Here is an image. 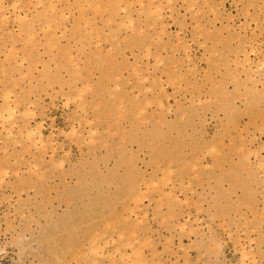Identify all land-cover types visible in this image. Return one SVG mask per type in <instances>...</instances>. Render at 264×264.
<instances>
[{"label":"rangeland","instance_id":"obj_1","mask_svg":"<svg viewBox=\"0 0 264 264\" xmlns=\"http://www.w3.org/2000/svg\"><path fill=\"white\" fill-rule=\"evenodd\" d=\"M0 1V23L6 24H0V264H79L80 242L86 247V240L75 237L79 246L55 252L63 236L59 226L76 209H86L88 232L106 236L101 251L114 254L118 234L108 220L99 223L88 213L104 199L111 208L102 218H128L135 226L129 236L137 239L138 248L145 246L140 253L150 264H264V169L256 168L259 160L264 162V129L258 126V109L253 121L244 111L243 89L234 91V83L223 78L234 49H262L255 56L247 53L255 63L264 55V0ZM128 16L133 29L142 27L137 30L145 38L141 48L126 43L133 38ZM46 20L53 22L44 28L47 33L40 30ZM220 77L230 95L229 115L211 100ZM259 84L252 94L263 93L264 80ZM97 85L102 89L93 96ZM155 98L164 106L161 115ZM144 102L145 111L138 112ZM13 106L12 118L5 119ZM130 107L137 112L128 116ZM259 110H264V94ZM176 120L188 122L180 145V165L188 167L178 184L168 180L172 171L165 174L163 166L149 163L142 137L154 125L175 140L176 130L165 124ZM26 126L39 128L40 140L26 137ZM228 171L230 178L222 176ZM114 194L118 198L113 200ZM71 221L82 223L75 217Z\"/></svg>","mask_w":264,"mask_h":264},{"label":"bare ground","instance_id":"obj_2","mask_svg":"<svg viewBox=\"0 0 264 264\" xmlns=\"http://www.w3.org/2000/svg\"><path fill=\"white\" fill-rule=\"evenodd\" d=\"M37 1V0H36ZM91 1V0H90ZM103 1V0H102ZM102 1H100V2H102ZM135 1V0H134ZM134 1H132V2H134ZM142 0H140V2H139V4H141L142 2H141ZM166 1V0H165ZM184 1V0H183ZM1 2V1H0ZM38 2V1H37ZM119 2V1H118ZM137 2V1H136ZM2 3V2H1ZM19 3V2H18ZM17 3V4H18ZM34 3H36V2H34ZM104 3V2H103ZM129 3V2H128ZM128 3H126V4H128ZM150 3L151 2H149V5H150ZM160 3V2H159ZM189 3V2H188ZM193 3V2H192ZM251 3V2H250ZM249 3V4H250ZM38 4V3H37ZM84 4V3H83ZM91 4H92V2H91ZM104 4H106V3H104ZM113 4H115V3H113ZM118 4H120V3H118ZM117 4V5H118ZM130 4V3H129ZM14 5H15V3H14ZM39 5V4H38ZM98 4H95V5H93V8H95L94 6H97ZM101 5H102V3H101ZM142 5H143V3H142ZM157 5V4H156ZM251 5V4H250ZM105 6H107V4L105 5ZM151 6H153V5H151ZM89 7V6H88ZM98 7V6H97ZM150 7V6H149ZM162 6H158L156 9L159 11V9L161 8ZM15 8V7H14ZM24 8V7H23ZM50 8V7H49ZM190 8V7H189ZM257 8H259V7H257ZM11 9H12V7H11ZM26 9V8H25ZM54 9V8H53ZM96 9H98V8H96ZM104 9H105V7H104ZM104 9H102V11L104 10ZM108 9V8H107ZM106 9V10H107ZM132 9V8H131ZM155 8H153V10H154ZM162 9V8H161ZM198 9V8H197ZM2 10V9H1ZM0 10V11H1ZM32 10V9H31ZM46 10V9H45ZM118 10V9H117ZM123 10H125V9H123ZM149 10H150V8H149ZM152 10V11H153ZM157 10H154V11H157ZM114 11V10H113ZM131 11V10H130ZM140 11V10H139ZM144 11V10H143ZM151 11V10H150ZM149 11V12H150ZM261 11V10H260ZM59 13H60V11H58ZM104 12H106V11H104ZM107 12H108V10H107ZM140 12H142V9H141V11ZM139 12V13H140ZM197 12H199V11H197ZM247 12V11H246ZM17 14H18V12H16ZM15 13V14H16ZM91 13H93V12H91ZM130 13V12H129ZM157 13V12H156ZM159 13V12H158ZM5 14V13H4ZM37 14V13H36ZM112 14H114V12H112ZM212 14V13H211ZM245 14V13H244ZM8 15V14H7ZM23 15V14H22ZM81 15H82V13H81ZM242 15V14H241ZM126 16H127V14H126ZM214 16V15H213ZM7 17V16H6ZM6 17H4L3 16V18L2 19H4V18H6ZM17 17H20L19 15H17L16 16V18ZM38 17H39V15H38ZM90 17V16H89ZM156 17H160V15H158L157 16V14H156ZM156 17L154 18L155 20H156ZM15 18V19H16ZM22 18H24V16L22 17ZM66 18H67V15H66ZM81 18V17H80ZM85 18V17H84ZM142 18V17H141ZM254 18V17H253ZM17 19H19V18H17ZM82 19V18H81ZM105 19H107V18H105ZM126 19V22L128 23V24H130V27H131V29H133V24H132V22H133V19H132V21H130V17L128 16V17H126L125 18ZM124 19V20H125ZM21 20V19H20ZM19 20V21H20ZM56 20V18L54 19V21ZM83 20V19H82ZM86 20V19H85ZM84 20V21H85ZM88 20V19H87ZM256 20V19H255ZM50 21V20H49ZM52 21V20H51ZM56 21H58V20H56ZM55 21V22H56ZM92 21H94V20H92ZM96 21V20H95ZM106 21V20H105ZM107 21H109V20H107ZM106 21V22H107ZM153 21V20H152ZM157 21H158V19H157ZM87 22V21H86ZM156 22V21H155ZM255 22V21H254ZM1 23H4V22H1ZM0 23V24H1ZM53 23V22H52ZM52 23H50L51 25H53ZM116 23V22H115ZM117 23H118V21H117ZM121 24H123V22H120ZM142 23V22H141ZM152 23H154V21L152 22ZM157 23V22H156ZM159 23L162 25V21L159 19ZM5 24V23H4ZM22 24V23H21ZM45 26H42L41 28H40V30H43V31H45L46 33H47V29H46V27H48V24L49 23H47V20H46V22H45ZM50 24H49V26H50ZM84 24H85V22H84ZM143 24V23H142ZM6 25V24H5ZM88 25H89V21H88ZM160 25V26H161ZM85 26V25H84ZM86 26H87V24H86ZM57 27H59V26H57ZM87 27H89V26H87ZM127 27V26H126ZM128 27H129V25H128ZM162 27V29H163V26H161ZM200 27V26H199ZM198 27V28H199ZM44 28L46 29V30H44ZM48 28H50V27H48ZM52 28V27H51ZM74 28V32L75 33H79L81 30L80 29H78V26L76 25V26H74L73 27ZM91 28V27H90ZM89 28V29H90ZM229 28V27H228ZM85 29V28H84ZM87 29V28H86ZM92 29V28H91ZM95 29H97V28H95ZM140 29V28H139ZM138 28H134L133 29V38L132 39H130V40H128L126 43L128 44V45H130V46H134V47H136V48H141L142 46H144V37H142L141 36V34H140V31L142 30V27H141V29H140V31H137V30H139ZM242 30H243V27H242ZM91 31V30H90ZM132 31V30H131ZM131 31H130V29H129V34L131 33ZM160 31H162L161 29H160ZM164 31H166V30H164ZM126 32H127V30H126ZM3 33V32H2ZM23 33V32H22ZM131 33V34H132ZM143 33V32H142ZM160 33H162V32H160ZM164 33V32H163ZM253 33V32H252ZM20 34V33H19ZM18 34V35H19ZM83 34H84V32H83ZM86 34H88V31L86 32ZM130 34V35H131ZM204 34H206V33H204ZM32 35V34H31ZM35 35V34H34ZM33 35V36H34ZM45 35V34H44ZM78 35V34H77ZM2 36V35H1ZM89 36V35H88ZM97 36V35H96ZM158 36V35H157ZM207 36V35H206ZM60 37V36H59ZM98 37H99V35H98ZM97 37V38H98ZM154 37H156V36H154ZM215 37V36H214ZM223 37V36H222ZM246 37V36H245ZM115 38V37H114ZM124 38V37H123ZM180 38V37H179ZM209 38V37H208ZM247 38V37H246ZM95 39V38H94ZM100 39V38H99ZM104 39V38H103ZM126 39V38H125ZM124 39V40H125ZM159 39H160V37H159ZM252 39V38H251ZM156 40V39H155ZM236 40V39H235ZM246 40V39H245ZM47 41H49V43H50V40H47ZM157 41H158V39H157ZM218 41V40H217ZM31 42V41H30ZM29 42V43H30ZM153 42V41H152ZM219 42V41H218ZM226 42V41H225ZM233 42V41H232ZM238 42V41H237ZM253 42V41H252ZM25 43V42H24ZM119 43V42H118ZM40 44V43H39ZM38 44V45H39ZM176 44V43H175ZM203 44V43H202ZM212 44V43H211ZM229 44V43H228ZM244 44V43H243ZM257 44V43H256ZM36 45V44H35ZM240 45V44H239ZM37 46V45H36ZM49 47H50V45H48ZM148 46V45H147ZM235 46V45H234ZM233 46V47H234ZM252 46V45H251ZM53 47H55V46H53ZM58 47V46H57ZM184 47V46H183ZM210 47V46H209ZM213 47V46H212ZM209 48V50L210 49H213V48ZM67 48V47H66ZM129 48H131V47H128V49ZM249 48H250V46H249ZM254 48V47H253ZM146 49V48H145ZM170 49V48H169ZM183 49V48H182ZM185 49V48H184ZM232 49H234V48H232ZM237 50H235L234 49V51L233 52H231L232 53V60H231V68H228L227 66H225V72H224V77L223 78H228V79H230V81L231 82H233L234 83V85H235V87H234V91H238L239 90V88H241V89H243V97H244V99H245V103H244V111L245 112H248L249 113V119H250V121L252 120L253 121V119H255V117L256 116H254V118H253V110H254V108L255 109H258V121H259V123H258V126L260 127V128H262V129H264V110H259V103L262 101V99H263V94H264V91H263V93L261 92V94H252V93H254V92H256V89H257V85L259 84V83H261V82H263V80L261 81V79H262V77H264V60L262 59L263 57H264V55H262V58H261V55H257L259 58L257 59V63H255V62H251V60H250V58H249V55L248 54H250L249 52H251V55H253V56H255V53H257V51H259V49L258 50H256L255 48V50H256V52H255V50H252L251 48L249 49V51L247 52L245 49H243V48H236ZM146 50H148V49H146ZM186 50L187 49H185V51L184 52H186ZM208 50V51H209ZM231 50V49H230ZM260 50H262V49H260ZM14 51H16V50H14ZM32 51H34V50H32ZM100 51V50H99ZM149 51V50H148ZM222 51V50H221ZM263 51V50H262ZM109 52H110V50H109ZM108 52V53H109ZM144 52H146V51H144ZM214 52V51H213ZM252 52H254V53H252ZM188 53V52H187ZM209 53H210V51H209ZM224 53H225V51H224ZM248 53V54H247ZM260 53H261V51H260ZM107 54V53H106ZM110 54V53H109ZM113 54V53H112ZM115 54V53H114ZM131 54V53H130ZM129 54V55H130ZM145 54H147V53H145ZM150 54V53H149ZM226 54V53H225ZM148 55V54H147ZM213 55V54H212ZM214 55H215V52H214ZM224 55V54H223ZM221 56V55H220ZM225 56V55H224ZM224 56H222V58L224 57ZM89 57V56H88ZM156 57H157V55H156ZM187 55H185L184 54V59L186 60L187 58ZM50 58H53V57H50ZM49 58V59H50ZM64 58V57H63ZM94 58V57H93ZM145 58V57H144ZM217 58H219L218 56H217ZM227 57H225V59H226ZM206 60H207V58H205ZM23 60V59H22ZM205 60V61H206ZM89 61V60H88ZM121 61V60H120ZM187 61V60H186ZM188 61H189V58H188ZM216 62H217V60H215ZM221 61H223V63L225 64V62H224V59H222ZM226 61V60H225ZM75 62V61H74ZM95 62V61H94ZM106 62V61H105ZM72 63V62H71ZM215 63V62H214ZM40 64V63H39ZM86 64H88V63H86ZM187 64H188V62H187ZM5 65H7V64H5ZM37 65V64H36ZM229 65H230V63H229ZM54 66V65H53ZM55 67V66H54ZM3 68H5V67H3ZM59 68V67H58ZM90 68H91V66H90ZM105 68V67H104ZM168 68V67H167ZM191 69H192V66L190 67ZM193 68H194V66H193ZM44 69V68H43ZM45 70V69H44ZM188 70V69H187ZM195 70V69H194ZM90 71V70H89ZM110 71V70H109ZM4 72V71H3ZM31 72V71H30ZM45 72H46V70H45ZM54 72V71H53ZM75 72H77V71H75ZM173 72V71H172ZM191 72V71H190ZM107 73H108V71H107ZM139 73V72H138ZM163 73H165V71H163ZM210 73V72H209ZM3 74V73H2ZM78 74V73H77ZM166 75H168L167 73H165ZM241 74H243L244 75V80H243V78H242V80H241V77H240V75ZM137 75V74H136ZM208 75V74H207ZM79 76V75H78ZM168 76H170V75H168ZM193 76V75H192ZM24 77V76H23ZM146 77V76H145ZM180 77H182V76H180ZM147 78V77H146ZM177 78V77H176ZM183 78V77H182ZM181 78V79H182ZM221 78V77H220ZM258 78V79H257ZM127 80H128V78H127ZM169 80V79H168ZM174 80V79H173ZM46 81V80H45ZM218 82H217V84H215V88H213V89H209L210 91H211V93H212V99L211 100H213L212 102H213V104H214V108L216 109V110H220V111H222V112H224V113H228V115H229V113H231V112H233V110H232V108L230 107V105L228 104V102H227V100H228V98L230 97V95L229 94H227L226 93V91H225V88H224V86L222 85L223 83L221 82L222 81V78L221 79H218L217 80ZM261 81V82H260ZM51 82V81H50ZM154 82V81H153ZM174 82V81H173ZM172 82V83H173ZM169 83H170V81H169ZM154 84V83H153ZM168 84V83H167ZM17 85V84H16ZM89 85V84H88ZM171 85V84H170ZM173 85V84H172ZM212 85V84H211ZM87 86V85H86ZM90 87H91V85H89ZM88 86V87H89ZM135 86V85H134ZM259 86H260V84H259ZM261 86H262V88H261ZM260 86V88H258V89H263V84ZM82 87V86H81ZM92 88V87H91ZM160 88V87H159ZM178 88V87H177ZM210 88H211V86H210ZM81 89V88H80ZM90 89V88H89ZM101 89H102V87H101V85H97V86H94V91L92 92L93 93V96H95L96 95V91H101ZM179 89V88H178ZM58 90H59V88H58ZM61 90V89H60ZM91 90V89H90ZM139 90V89H138ZM138 90H136V92L138 91ZM212 90H213V92H212ZM87 91H89V90H87ZM177 91V90H176ZM84 93V92H83ZM82 93V94H83ZM235 93V92H234ZM241 94V93H240ZM251 94V95H250ZM1 95H2V93H1ZM161 95H162V93H161ZM165 95V94H164ZM191 95V94H190ZM7 95H5V97H6ZM136 96V95H135ZM134 96V97H135ZM63 97V96H62ZM137 97V96H136ZM13 99V98H12ZM68 99V98H67ZM77 99V98H76ZM156 100L154 101V104L156 105V106H158L160 109H159V111H160V115H161V112L163 111V108L162 107H164V106H162V101L161 100H159L158 98H155ZM191 99V98H190ZM6 100H8V96H7V98H5V101ZM10 100V99H9ZM208 100V99H207ZM7 102V101H6ZM38 102V101H37ZM69 102V101H68ZM82 102V101H81ZM211 102V101H210ZM8 103V102H7ZM97 103H98V101H97ZM121 103H122V101H121ZM196 103V102H195ZM34 104V103H33ZM85 104V103H84ZM139 104V103H138ZM0 105H2V103L0 104ZM7 105V104H6ZM9 105H10V103H9ZM78 105V104H77ZM83 104H81V106H82ZM145 105H147V103L146 102H144V104L143 105H139L137 108V111L139 112V110H143V112L145 111L144 110V107H145ZM149 105L151 106L152 104L151 103H149ZM148 105V106H149ZM200 105V104H199ZM3 106V105H2ZM15 106H16V104H15ZM80 106V107H81ZM8 107H10V106H8ZM37 107H39V106H37ZM67 107V106H66ZM132 107V106H131ZM131 107H130V109H129V111L127 112L128 113V116H130L131 115V112H132V110H131ZM15 108H17V107H15ZM14 108V106L12 107V108H9L7 111H5V112H7V113H5L6 115H8L7 117H5L4 115V117H5V119L6 118H12V116H11V113L13 114V112H11L10 110L11 109H15ZM83 108H84V106H83ZM168 109V108H167ZM165 110V109H164ZM169 110V109H168ZM2 111V110H1ZM10 111V112H9ZM14 111H16V110H14ZM136 111V109H135V111L134 112H137ZM8 112L10 113V114H8ZM121 112V111H120ZM134 112H132V115L134 114ZM142 112V113H143ZM2 114V112L0 113V115ZM18 114V113H17ZM20 114V113H19ZM22 115V114H21ZM25 115V114H24ZM23 115V116H24ZM124 116V115H123ZM182 116V115H181ZM4 117H2V119L4 118ZM10 118V119H11ZM182 118V117H181ZM138 119V118H137ZM4 120V119H3ZM143 120H145V118H143ZM158 122H163V117L162 116H159L158 115V117H157V119H156ZM183 119H181V121H182ZM11 121H13V120H11ZM137 121V120H136ZM156 121V122H157ZM181 121H179V120H176L175 122H172V123H167V124H165V127L167 128V129H174V130H176L175 132H176V135H177V137H176V139L175 140H170L169 138H168V135L166 134L167 132L166 131H163V130H161L159 127H157V126H154V125H152L151 126V129L149 130V131H146V132H143L142 133V137H145L146 138V141H147V153H148V161H149V163L152 165V166H154L155 168H160L161 166H163V169L161 170V171H163V170H166V173L165 174H167L168 172H170V171H172V173H174L173 175H172V179H169V177H168V180H170L169 182H173L174 184L175 183H179V181L181 180V177H182V175H183V173L184 172H186L187 171V168L186 167H188V165L186 166V164H185V166H182V165H180L181 163H182V157H181V154H180V145L182 144L181 143V138H182V134H183V132H184V127H186L187 125H188V122L186 121V122H181ZM144 122V121H143ZM200 122H202V121H200ZM11 123V122H10ZM144 123H146V122H144ZM12 124V123H11ZM162 124V123H161ZM1 126H3V125H1ZM15 126V125H14ZM39 126V125H38ZM247 126H248V124H247ZM133 127H134V125H133ZM249 127V126H248ZM9 128H11V127H9ZM22 128V127H21ZM37 128V127H36ZM135 128V127H134ZM23 129L24 130H26L27 129V126L26 127H23ZM34 130L32 131L31 129L30 130H26V132H24L25 134L24 135H26V137H32V138H35V137H38V135L40 136V134H38V129H35V128H33ZM219 129H220V127H219ZM7 130V132H8V128L6 129ZM36 130V131H35ZM260 130V129H259ZM35 131V132H34ZM122 132V131H121ZM5 134H6V131H5ZM22 134V133H21ZM34 134H35V136H34ZM124 134V133H123ZM7 135H9V136H11L12 135V131L11 132H9ZM187 134H185V136H186ZM240 135V134H239ZM14 136V135H13ZM202 136V135H201ZM142 137H141V139H142ZM231 137V136H230ZM243 137V136H242ZM39 139L38 140H40V137H38ZM123 138V137H122ZM125 138V137H124ZM200 138V137H199ZM232 138V137H231ZM131 139H133V140H136V138L135 137H131ZM186 140V139H185ZM212 140V139H211ZM124 141V140H123ZM165 141H167L168 142V145H166L164 142ZM231 141V140H230ZM38 142V141H37ZM95 142V141H94ZM195 142V141H194ZM193 142V143H194ZM41 142L39 141V144H40ZM197 143V142H196ZM221 144H222V142H220ZM229 143V142H228ZM240 144V143H239ZM244 144V143H243ZM242 144V145H243ZM241 145V144H240ZM238 146V147H240V149H241V146ZM224 145H222V147H223ZM244 146V145H243ZM242 146V147H243ZM104 147H105V145H104ZM192 146H190L189 148H191ZM212 148H213V146H212ZM232 148V147H231ZM244 148V147H243ZM129 149V148H128ZM238 149V148H237ZM237 149H236V151H237ZM232 150V149H231ZM242 150V149H241ZM4 151V150H3ZM240 151V150H239ZM251 151V150H250ZM249 151V152H250ZM217 153V152H216ZM212 154V153H211ZM241 154H242V152H241ZM204 155V154H203ZM214 155V154H213ZM221 155V154H220ZM217 156V155H216ZM244 157V156H243ZM219 158H221V157H219ZM242 158V157H241ZM196 160H198V159H195V161ZM199 161V160H198ZM262 160H259V162L257 163L258 165L256 166V168H259V169H264V162L262 163L261 162ZM264 161V160H263ZM228 162V161H227ZM237 162V161H236ZM59 163V162H58ZM188 163V162H187ZM235 164V163H234ZM194 167H195V165H193ZM210 166V165H209ZM214 167V166H213ZM248 167V168H247ZM217 168H219V165H218V167ZM240 168V167H239ZM245 168H247L248 170L250 169V167L249 166H246ZM99 171V170H98ZM233 172V171H232ZM119 174V173H118ZM169 174V173H168ZM262 174H264V173H262ZM164 175V174H163ZM192 175H194V173L192 174ZM231 175H232V173H231V171H228L227 173H225V174H223L222 176H227L228 178H230L231 177ZM137 176V175H136ZM149 176H151V174L149 175ZM164 176H167V175H164ZM164 176H162V177H164ZM263 176V175H262ZM112 178H114L115 176H111ZM184 177H185V175H184ZM187 177V176H186ZM196 176H194V178H195ZM208 177H209V175H208ZM161 178V177H160ZM188 178V177H187ZM197 178V177H196ZM234 178H236V176L234 177ZM251 178V177H250ZM148 179H151V177L150 178H148ZM147 179V180H148ZM165 179H167V178H165ZM237 179V178H236ZM256 179V178H255ZM90 180H91V178H90ZM160 180V179H159ZM164 180V179H163ZM199 180V179H198ZM215 180V179H214ZM145 182H148V181H145ZM239 182V180L236 182V183H238ZM154 183H156V182H154ZM199 183H202V181L201 182H199ZM235 183V184H236ZM248 183V182H247ZM246 183V184H247ZM75 184V183H74ZM160 184V183H159ZM158 184V182H157V185H159ZM152 185V184H151ZM242 185H244V183L242 184ZM80 186H81V189L83 190V189H85L86 188V185L85 184H81L80 183ZM129 186L130 187H133V184L132 183H129ZM147 186H149L148 184H147ZM146 186V187H147ZM166 186H168V185H166ZM171 186V185H170ZM126 187H128V186H126ZM150 187V186H149ZM169 187V186H168ZM244 187V186H243ZM246 187H248V186H246ZM245 187V188H246ZM259 187V186H258ZM264 187V186H263ZM136 188H137V186H136ZM136 188H134L135 190H136ZM155 188H157L156 186H155ZM170 188H172V187H170ZM62 190V189H61ZM132 190V189H131ZM130 190V191H131ZM148 190H151V188L150 189H148ZM141 191V190H140ZM156 191H158V190H156ZM132 192V191H131ZM193 192H194V190H193ZM145 193V192H144ZM167 193V192H166ZM165 193V194H166ZM168 194V193H167ZM138 196H140V194L138 195ZM142 196V195H141ZM165 196V195H164ZM168 196V195H167ZM166 196V197H167ZM173 196V195H172ZM112 197H114L113 198V200L114 199H117L118 197H115V194L112 196ZM125 198H127V197H125ZM124 198V199H125ZM137 198V197H136ZM135 198V199H136ZM176 198V197H175ZM243 198V197H242ZM168 199H171V198H168ZM185 199V198H184ZM65 200V199H64ZM140 200V199H139ZM135 201V200H134ZM136 201H138L137 199H136ZM256 202V201H255ZM134 203V202H133ZM168 203V202H167ZM193 203H194V201H193ZM201 206V205H200ZM159 207V206H158ZM189 207V206H188ZM111 208V202H110V200H106V199H104V200H102L101 201V204L99 205H92V206H90V208L88 209V213L89 214H91L93 217H94V219H96V221L97 222H99V223H104V222H106L107 220H108V223H106V224H108L109 225V229L110 230H113V231H115L118 235V239H119V242L120 243H118V244H116V245H114L113 247L114 248H112L113 250H112V253H114V254H108V255H105L104 254V251H101V247H103V246H105L106 245V241L107 240H105V238H106V236L103 234V235H101V236H98V235H95V234H91L90 232H88L87 230V223L86 222H84V220L85 219H87L88 220V216L86 215V209H82V210H80V209H76L75 210V212L74 213H71V214H67L66 216H65V220L60 224V226L59 227H61L60 228V230L63 232V236H62V238L61 239H59V241H58V244L56 245L57 247L55 248V252H57V251H60V252H62V253H64V252H68V251H71V250H73L75 247H77V246H79L78 245V242H77V245L75 244V237L77 238H81L82 240H86V247H85V243H81L80 242V246L81 247H83L84 246V251H82V260L80 261V263L79 264H103V261H104V259H105V261L107 262V264H150V263H148V260L146 259V258H144L141 254H142V252L140 253V251H141V249L142 248H144V247H142V246H140V247H142L141 249H139L138 248V246H137V244L136 243H134V241H136L137 239H135V238H133L132 236H129L130 234H129V232H131L132 231V229H133V232L135 231L134 230V228H135V226H133L134 224H132L131 222H129V220H128V218L126 219L125 217L124 218H122L120 215H117V214H112V215H110V216H107V218H102L103 216H101L104 212H106L108 209H110ZM245 208V207H244ZM133 209V208H132ZM138 209V208H137ZM131 210V209H130ZM134 210V209H133ZM112 211H110L109 213H111ZM134 212V211H133ZM133 212H132V210H131V212L130 213H132L133 214ZM242 213V212H241ZM165 214H167V213H165ZM262 214V213H261ZM84 215H86V218L84 217ZM143 215V214H142ZM141 215V216H142ZM179 215V214H178ZM174 216V215H173ZM44 217V216H43ZM73 217H75L76 218V220H77V222H82L80 225H76V224H74V221H71L72 220V218ZM110 217V218H109ZM153 217V216H152ZM155 217V216H154ZM166 217V220H167V215L165 216ZM212 217V216H211ZM259 217H260V215H259ZM258 217V218H259ZM262 217V216H261ZM140 218H142V217H140ZM164 217H162V219H163ZM169 218H172V216H170ZM161 219V220H162ZM164 220V219H163ZM162 220V221H163ZM93 221H95V220H93ZM137 221H140L139 219L137 220ZM164 222V221H163ZM258 222V221H257ZM89 223V222H88ZM176 224V223H175ZM183 224V223H182ZM224 224V223H223ZM105 225V224H104ZM245 225V224H244ZM183 226V225H182ZM185 227V226H184ZM221 227V226H220ZM146 228V227H145ZM254 228H255V226H254ZM108 229V228H107ZM169 229V228H168ZM140 230V229H139ZM147 231V230H146ZM106 232H108L107 230H105V228H104V231H103V233H106ZM132 233V232H131ZM134 234V233H133ZM199 235V234H198ZM53 238V237H52ZM149 238V237H148ZM114 240V239H113ZM143 241H146L145 239L143 240ZM149 241V239L146 241L147 243H149L148 242ZM113 242V241H112ZM138 242V241H137ZM146 242H142V243H144V245H146L145 243ZM141 243V242H140ZM209 243V242H208ZM114 244V243H113ZM150 245V244H149ZM148 245V246H149ZM124 247H128V249H129V251H130V253L128 254V253H126L125 251V249H124ZM150 247H151V245H150ZM103 249V248H102ZM79 251V250H78ZM243 251V250H242ZM107 252V251H106ZM36 253V252H35ZM75 254V253H74ZM77 254V253H76ZM79 254V253H78ZM212 254V253H211ZM60 255V254H59ZM152 255H153V253H152ZM201 255H203V254H201ZM76 256V255H75ZM103 257V258H102ZM202 257V256H201ZM74 258V257H73ZM243 257H241V259H242ZM57 259V258H56ZM60 259V258H59ZM59 259H57V260H59ZM75 261V260H74ZM154 263H156V262H154ZM184 263V262H183ZM158 264V263H157Z\"/></svg>","mask_w":264,"mask_h":264}]
</instances>
